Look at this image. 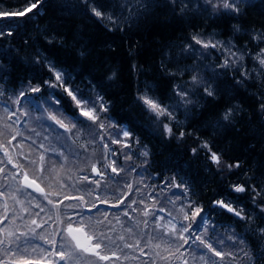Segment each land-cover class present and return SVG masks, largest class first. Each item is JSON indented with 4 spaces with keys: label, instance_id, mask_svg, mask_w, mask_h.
<instances>
[{
    "label": "trees",
    "instance_id": "1",
    "mask_svg": "<svg viewBox=\"0 0 264 264\" xmlns=\"http://www.w3.org/2000/svg\"><path fill=\"white\" fill-rule=\"evenodd\" d=\"M97 2L106 4L109 0H97ZM144 3L147 5V9H140L137 15L124 23L123 31L113 30L110 32L87 15L75 11L74 6L78 4V0H43L44 7L39 15L32 18L30 23L19 30L13 27L11 36L5 35L3 39H0V50L7 52V55L0 52V68H3L6 73V79L0 80L6 90L5 98L14 90L19 91L21 82L26 84L28 79L36 76L37 72L41 73V77L47 78V68H41L34 61L39 50L50 60L56 61L58 68L66 69L74 78V85L80 86L86 94L93 84L98 85L96 90H102L105 99L111 103V108L104 115L116 118V122L105 121L106 128L109 124L113 129L118 127L117 122L120 120L130 121L132 132L139 138L140 143L148 145L151 156L148 158L147 164L144 163V157L137 156H133L131 161H126L123 157L117 161L118 168L120 164H135L136 172L126 176L121 171L115 180L109 179L107 173L101 178L100 189L105 190V195L100 196V201H106V203L97 201L99 212L92 208L96 192H93L89 197L83 191L69 192L67 189L65 190V194L84 197L87 202L83 205L85 218H91L94 224L96 221H102V223L96 224L97 231L107 232L113 239L124 235L127 242L134 243L135 239L140 238L139 235L130 238L125 229L130 223L140 219V228L149 231L150 229H145L142 223L147 218L140 215L138 208L135 213L129 211V215L133 217L132 221H128L121 213L120 221L117 222L113 216L117 209L112 205L118 201L111 193L117 192L123 195V192H127L125 180L130 181L134 189L137 187L135 182L142 180L143 183L139 185L141 191L159 193L158 200L163 203V197L171 195V193L160 191L162 185L157 183L160 179L159 173L163 172L165 176H171L179 172L193 184L194 189L200 194L197 197L199 203L212 211L213 219L219 226L218 232L227 236L234 230L236 234L244 238V245L239 247L249 253L251 260L241 256L236 264H264V239L250 231L245 221L233 217L226 211L221 212L218 208L212 210L209 203L215 198L231 199L234 201L232 207L243 208L245 214H253L257 224H261L260 210L252 203V194L250 192L230 193L229 186L239 183L245 187L256 185L259 188L264 185V111L260 107L261 100H264V96H261V93L264 92V86H262L264 73L257 75L246 71L250 73V76L244 78L241 73L245 72H242L237 65L228 70L216 68V65L220 63V57L212 53L211 49L202 50L211 53V55L203 57L199 53L196 56L183 53V45L189 42L192 33H200L205 38L214 36L216 40L220 41L231 39L236 44V49L245 53V57H247V52H253L260 46H264V43L258 44L257 40L252 38L253 30L264 31V0H245V3L241 4L242 12L237 16L213 13L210 7H206L204 0H186V9L181 11L177 8L175 13L172 11V0H144ZM21 4L22 0H0V10L16 11ZM117 11L119 10L117 9ZM124 15L127 16V11ZM8 23H10L8 19H3V24ZM11 23L13 26L15 25V21ZM234 26H239L240 31H235ZM46 36H55V39L49 44L45 39ZM25 40L28 41L27 44L24 43ZM81 47H86L88 53L83 57L78 54ZM196 47L200 48L199 45ZM161 60L165 61L169 69L177 72L175 77L167 76L164 70L159 67ZM133 63L142 69L138 75L132 70ZM193 65L205 81L212 83L216 96L215 98L208 97L202 88L194 89L190 98L197 103L188 105L187 113L183 108L176 111V118L184 122L185 138L177 141L174 138L161 136L156 126L148 119L147 114L133 103L137 82L141 85L145 81L149 82L155 86L157 96H160L165 103L174 104L177 98L172 95V85L174 83L183 84L184 81L190 80L189 73L185 72L181 76L178 70ZM112 69L117 71V78L109 81L107 76ZM41 77L36 78L40 79ZM242 79L243 85L238 84L237 81ZM34 107V105H27L24 110L29 112V116L22 117L21 121L14 125L15 128L23 132L24 137H29V139L18 138L9 145L4 143L5 137L0 136V144L4 145L3 148H0V158L7 160V157H4V150L7 149L13 163L24 164L25 167L19 169L22 172H27L28 177L35 179L45 192L53 193L52 198L57 199L55 192L59 191V188L55 186L56 181H51L53 187L50 188L49 181H41L38 178L40 176L38 157L43 151L39 148L41 141L43 140L48 147L63 151L68 157L63 169H60L59 162L52 161L57 169L58 179L71 176L72 180L76 181L83 174L81 169L90 173L91 163H95L99 169L98 158L101 156V150L97 144H88L89 138L86 135L81 136L78 143L74 145L71 142L58 141L57 133L47 127V121L35 119L40 115V111L34 110ZM228 108H233V115L230 121H224L222 114ZM69 110H71L70 106ZM3 116V105L0 104V118ZM77 119L80 118L77 117ZM2 123L3 120L0 119V125ZM32 129H35V132ZM189 131L194 135L187 136ZM45 136L47 140H44ZM196 136L209 141L212 150L221 154L222 163L239 162L240 167L231 172L225 170L218 173L217 166L205 159L204 151L193 155L191 148L196 147L199 143L195 139ZM32 141H35V146H30ZM82 145H87L86 151ZM13 147L16 148V153H14ZM110 147L119 149L120 145H111ZM73 151L81 152V158L76 159L72 155ZM28 160H37V166H29ZM7 168L11 169V165H7ZM142 168L147 171L143 175H137ZM108 171L110 172L111 169L109 168ZM112 175L116 176L115 173ZM2 177L3 173H0V183L4 182ZM248 177L252 178L250 182ZM95 178L93 173L89 174V181ZM117 180L120 182L119 185ZM18 182V178L16 181L9 179L10 187L3 195H0V217L4 214L6 204L9 214L15 208L18 210V215L25 216V220L13 219L11 223L6 222L8 224L7 231H27L25 224L30 225L31 219L34 218L27 215V201L16 191L17 185L20 183ZM85 183L87 182L81 180L80 187L83 188ZM145 185L150 187H145ZM91 186L95 188L94 183ZM100 189H97V192ZM27 191H31V189H27ZM217 193L220 194L219 197L216 196ZM33 195L42 199L39 192H35ZM12 196L21 203L15 204L10 198ZM238 197L239 199H237ZM62 198L63 195L59 197V199ZM135 198L139 199V195ZM172 198L175 199V197ZM257 201L259 202V197H257ZM36 203V200L32 201L33 205ZM65 203L75 204L76 201H65ZM145 203L151 206L153 201L146 200ZM143 206L140 205V208ZM168 207L171 208V205L169 204ZM60 210L63 211V205H60ZM32 211L35 212L38 209L33 208ZM105 217L107 218L105 219ZM35 218L39 223V218ZM108 220H111L112 223L108 224ZM106 225L107 227H105ZM113 226L114 230H110ZM37 231L41 230L37 229ZM133 231L138 232L137 229ZM89 234L92 233L89 232ZM65 236L67 237L66 233ZM2 237L3 232H0V238ZM68 240L70 241V237ZM57 241L59 242V237H57ZM158 242L153 241V244ZM117 243L123 242L117 240ZM33 244L40 245L43 244V241L35 240ZM163 247L164 245H161V249H156V251H162ZM99 251L102 255L116 251L120 259L113 258L111 261H103L96 256L83 253L81 254L82 259L77 264H145V262L151 264L152 261H155V264H165L148 249H145L148 254L144 256H140L139 252L133 253L131 249H124L123 252H120L117 249H105L103 245ZM182 251L184 250L182 249ZM226 251H232V249H226ZM190 252L191 249L185 251V256L189 259V264H195L189 255ZM3 256V251H0V257ZM125 256L128 258L125 259ZM32 258L36 259L37 257L33 254ZM55 259L57 257L55 258L53 254V260ZM173 264H180V262L173 261Z\"/></svg>",
    "mask_w": 264,
    "mask_h": 264
},
{
    "label": "snow or ice",
    "instance_id": "2",
    "mask_svg": "<svg viewBox=\"0 0 264 264\" xmlns=\"http://www.w3.org/2000/svg\"><path fill=\"white\" fill-rule=\"evenodd\" d=\"M204 3L206 7L212 9L213 13L237 16L241 14V4L245 3V0H204ZM172 4L173 13L176 12L177 8L184 11L187 7L186 0H172ZM43 7V0H22V4L16 11L0 10V39H3L5 35L11 36L13 27L19 30L30 23L32 18L40 14ZM142 8L147 9L144 0H109L106 4L98 3L97 0H78V4L74 6L75 11L87 15L110 32L113 30L123 31V24L137 15ZM125 11H127V16L124 15ZM3 19H8L10 23L3 24ZM12 21H15L14 26L11 23ZM234 30L239 32V26H234ZM252 38L257 40L258 44L264 43V31L257 32L253 30ZM45 39L47 43L51 44L55 36H46ZM24 43L27 44L28 41L25 40ZM197 45L200 46L199 49H197ZM234 47L235 45L231 40L224 42L216 40L214 36L205 38L200 33H192L189 42L183 45V53L192 56L199 53L203 57L211 55L210 52L202 51L204 49L220 50L222 55L223 52H227L228 55L223 57L222 63L217 64L216 68L228 70L236 64L243 67L241 62L245 53L240 49H236L234 52L232 50ZM0 52H3V50H0ZM237 52H239V55H237ZM3 54L7 55V52H3ZM78 54L81 57L87 55L86 47H81ZM254 59L258 60L261 66H264V48L260 49ZM34 61L41 68H47V78L41 77V73L37 72L36 76L28 79L26 84L21 82L19 91L14 90L12 94L7 95V98H5L4 85L0 83V104L3 105L4 113V116L0 118L3 120L2 125H0V136L5 137L4 143L10 145L18 138L22 140L29 139V137H24L23 132L15 128L14 125L18 124L22 117L29 116V112L24 110L25 107L34 105V110L38 109L40 111V115L35 119L37 121H47V127L57 133L56 138L58 141L71 142L74 145L78 143L81 136L86 135L89 138L88 144L99 145L101 150V156L98 158L100 168L98 169L95 163H91L90 173H94L96 177L92 181H89L90 173L84 172L83 169L80 170L83 173L82 176L76 181H73L71 176L58 179L57 169L52 161L59 162L60 169H63L68 157L63 151L46 146L42 140L39 144V148L43 151L40 152L38 157L40 172L38 178L41 181H49L48 186L50 188L53 187L51 181H56L55 186L59 188V191L55 192L57 199H53V193L45 192L35 179L29 180L27 172H12V169H23L25 165L13 163L7 149H5L4 157H7V160L0 158V165H4L0 166V173H3L2 179L4 181L0 183V195H3L10 187L8 184L9 179L16 181L22 175L23 186L17 185L16 191L27 201V215L34 218L31 219L30 225L25 224L27 231H7L8 224L6 222L11 223L13 219L24 221L25 216L18 215V210L15 208L9 214L5 204L4 214L0 217V226H2L0 232H3V237L0 238V251L4 253V256L0 257V264H41V261H47V264H77L82 259L81 254L83 253L96 256L103 261H111L113 258L120 259L116 251H112L111 255H101L99 250L102 245L105 249H117L120 252H123L124 249H131L133 253L139 252L140 256L147 255L145 249H148L165 264H173V261H179L180 264H189V259L185 256V251L188 249H191L189 255L195 264H236L241 256L247 257L249 261L251 260L249 253L244 251V248L239 247L244 245V238L236 234L234 230L227 236L218 232L219 226L213 219L212 211L199 203L197 197L200 194L194 189L193 184L184 176H181L179 172L171 176H165L163 172L159 173L160 179L157 183L162 185L160 191L171 193V195L163 197V203L158 200L159 193L141 191L139 185L143 183L142 180L135 182L137 185L135 189L130 181L125 180L124 184L127 192H123V195L117 192L111 193L118 201L112 205L117 209V212L113 213L117 222L120 221L121 213L128 221H132L133 217L129 215V211L135 213L138 208L140 209V215L147 218L142 223L145 229H150L149 231L140 228V219H136L134 223H130L125 229L130 238L139 235L140 238L135 239L134 243L127 242L124 235H119L116 239H113L107 232L97 231L96 224L102 223V221H96L94 224L91 218H85L83 205L87 202L84 197L65 194V190L67 189L69 192L83 191L89 197L92 196L93 192H96L95 200L92 201V208L99 212L97 201H100L101 195H105V190L100 189L101 178L104 177L105 173L112 180L119 177L121 171L126 176H130L131 173L136 172L137 166L135 164H120L118 168L116 166L117 161L121 157L126 161H131L133 156H137L144 157V163L147 164L148 158L151 156V150L148 145L141 144L139 138L132 132L130 121L120 120L117 122L118 127L113 129L109 124L106 128L105 121L116 122V118L104 115L111 108V103L108 99H105L102 90H96L97 84H93L86 94L84 89L74 85V78L66 69L58 68L56 61L50 60L39 50ZM131 67L137 75L142 71L135 63ZM159 67L164 70L167 76L175 77L177 75V72L167 67L164 60L160 61ZM213 71L215 72V69ZM178 72L181 76L185 72L189 73L190 80L184 81L183 84L174 83L172 85V95L177 98L176 103H165L160 96L155 94V86L147 81L143 82L142 85L137 82L133 103L147 114L148 119L156 126L161 136L180 141L185 138L186 133L183 131L184 122L176 118V111L183 108L187 113V106L197 103L190 98V94L196 88H202L204 94L212 98H215L216 92L212 83L205 81L197 73L194 65L178 70ZM241 75L247 78L250 73L245 72ZM36 77L41 78L37 79ZM116 78L117 71L112 69L107 79L112 81ZM5 79V70L0 68V80ZM243 82V79L237 81L241 85H243ZM261 96H264V92L261 93ZM69 106L71 110H69ZM260 107L264 111V100H261ZM232 115L233 108H228L222 114V119L230 121ZM77 117L80 119H77ZM173 126L176 129L175 131ZM32 131L35 132V129H32ZM37 135H40V133H37ZM193 135L191 131L187 132V136ZM195 139L199 143L196 147L191 148L193 155H196L199 151H204L205 159L217 166L216 171L218 173L225 170L231 172L233 169L240 167L239 162L233 164L222 163L221 154L212 150L209 141L202 140L199 136H196ZM44 140H47L46 136ZM111 145H120V147L117 149L110 147ZM30 146H35V141H32ZM3 147L4 145L0 144V148ZM82 147L84 151L87 150V145H82ZM72 155L76 159H80L82 153L73 151ZM27 163L29 166L36 167L38 162L37 160H28ZM7 165H11V169H8ZM109 168L111 169L110 172L108 171ZM146 171L147 169L142 168L137 175H143ZM113 173L116 176H113ZM149 176L151 177V174ZM251 179V177H248L249 182ZM81 180L87 182L83 188L80 187ZM93 183L95 188L91 186ZM119 183V180H117L118 185ZM145 187L150 186L145 185ZM27 189H31V191H27ZM97 189H100V191L97 192ZM35 192H39L42 199L33 195ZM229 192H250L252 203L260 210L259 219L261 224H264V185L258 188L256 185L245 187L239 183L235 186L230 184ZM61 195H63V198L59 199ZM137 195H139V199L135 198ZM216 196L219 197L220 194L217 193ZM125 197L127 198L126 201ZM172 197H175V199ZM257 197H259V202ZM10 198L13 199L15 204L21 203L14 196ZM33 200L37 201L35 205L32 204ZM71 200H75L76 203H65V201ZM146 200L153 201L151 206L145 203ZM100 203H106V201H100ZM209 203L212 210L218 208L221 212L226 211L232 214L233 217L245 221L250 231L257 233L261 239H264V226L257 224L253 214H245L243 208L232 207L233 200L215 198ZM169 204L171 208L168 207ZM60 205H63L62 212ZM140 205H144L143 208H140ZM33 208L38 209V211L33 212ZM35 217L39 218V223ZM111 223L112 221L108 220V224ZM37 229L41 231L38 232ZM134 229H137L138 232H134ZM110 230H114V226ZM89 232L92 234L90 235ZM57 237H59V242ZM68 237H70V241ZM35 240H42L43 244H33ZM117 240L123 243H117ZM153 241L159 242L153 244ZM161 245H164L162 251H156V249H161ZM226 249H232V251H226ZM33 254L37 257L36 259L32 258ZM53 254L58 257V260H53ZM127 258L125 256V259ZM133 258L138 259L139 257ZM145 264H148V262H145ZM151 264H155V261H152Z\"/></svg>",
    "mask_w": 264,
    "mask_h": 264
},
{
    "label": "rangeland",
    "instance_id": "3",
    "mask_svg": "<svg viewBox=\"0 0 264 264\" xmlns=\"http://www.w3.org/2000/svg\"><path fill=\"white\" fill-rule=\"evenodd\" d=\"M229 40H231V39H228V40H221V41L227 42V41H229ZM253 40H254V39H253ZM231 41H232V43H233L234 45H236V44L233 42V40H231ZM261 48H264V46H260L259 48H257V49H256L255 51H253V52H247V57H245V55H244L243 61L241 62L242 65H243V67H241L240 64H236L237 67H240V70H241L242 72L249 71V72H252V73H256L257 75L264 73V66H261V65L259 64L258 60L254 59V57H255L256 54L260 51ZM232 50L235 52V51H236V47H234ZM211 52H212V53H215V54H217V55H219V57H220V63H222V61H223V57L228 55L227 52H223V55H222V54H221V51H220V50H216V49H211ZM237 55H239V52H237ZM230 62H231V61H230ZM236 65H234V67H235ZM263 85H264V81H263ZM13 148H14V150H13L14 153H16V152H17V151H16V148H15V147H13ZM16 164H18V163H16ZM14 172H22V171H21L19 168H16V169H14ZM20 177H21V176L18 177L19 182H20ZM19 182H18V183H19ZM19 185H20V183H19ZM66 235H67V234H66ZM55 258H56V257H55ZM55 260H58V257H57V259H55ZM41 264H47V261L41 262Z\"/></svg>",
    "mask_w": 264,
    "mask_h": 264
},
{
    "label": "water",
    "instance_id": "4",
    "mask_svg": "<svg viewBox=\"0 0 264 264\" xmlns=\"http://www.w3.org/2000/svg\"><path fill=\"white\" fill-rule=\"evenodd\" d=\"M93 174H94V173H93ZM29 180H33V179L29 177ZM20 182H21V184L23 185V183H24V182H23V176L20 177ZM40 187H41V186H40ZM107 255H111V254H107Z\"/></svg>",
    "mask_w": 264,
    "mask_h": 264
}]
</instances>
